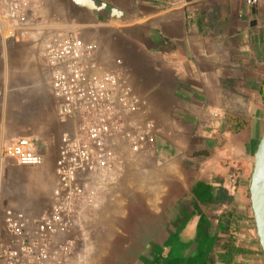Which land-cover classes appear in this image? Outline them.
Listing matches in <instances>:
<instances>
[{
    "label": "crops",
    "instance_id": "crops-1",
    "mask_svg": "<svg viewBox=\"0 0 264 264\" xmlns=\"http://www.w3.org/2000/svg\"><path fill=\"white\" fill-rule=\"evenodd\" d=\"M99 1L128 17L103 21L68 0H28L27 12L48 26L46 35L70 32L95 42L99 69L117 74L136 98L128 124L149 133L137 152L120 147L110 174L80 180L86 196L75 225L57 241L71 238L77 258L90 249L79 254L81 236L110 247L127 236L129 224L144 226L145 209L158 212L173 188H186L192 172L206 200L204 222L195 225L215 233L204 264H264L249 196L264 130V0ZM41 46L32 32L17 42L0 35V241L5 209L28 219L49 211L54 161L71 128L57 115ZM19 138L42 157L39 165H21L5 152ZM208 184L214 193L207 202ZM219 191L228 203L219 201ZM218 254L229 261L217 262Z\"/></svg>",
    "mask_w": 264,
    "mask_h": 264
},
{
    "label": "built area",
    "instance_id": "built-area-1",
    "mask_svg": "<svg viewBox=\"0 0 264 264\" xmlns=\"http://www.w3.org/2000/svg\"><path fill=\"white\" fill-rule=\"evenodd\" d=\"M28 3L0 0V35L16 42L31 32L41 38L57 115L70 121L71 128L61 136L54 161L57 183L49 211L28 219L20 211L4 210L6 239L0 241V264H69L74 241L57 240L75 225L86 196L80 180L88 174H110L120 147L141 150L149 132L128 124L136 98L117 74L99 69L97 44L70 32L46 35L48 26L28 14ZM28 146L26 138H19L5 152L21 165H39L42 157Z\"/></svg>",
    "mask_w": 264,
    "mask_h": 264
},
{
    "label": "water",
    "instance_id": "water-1",
    "mask_svg": "<svg viewBox=\"0 0 264 264\" xmlns=\"http://www.w3.org/2000/svg\"><path fill=\"white\" fill-rule=\"evenodd\" d=\"M68 1L74 7L91 11L103 21H120L128 17L115 6L99 0ZM199 182L190 172L187 187L173 188L158 212L145 209L144 226L129 224L127 236L118 237L110 245L104 264L109 260H114V264H204L212 250L215 233L210 226L195 225V220L199 224L204 222L202 210L206 201L203 198L202 201V193L197 192L199 187L203 189V183ZM212 188L208 184L205 189L207 202L214 193ZM249 196L255 236L264 259V130L253 155ZM176 237L180 240H175ZM171 242H174L172 251L160 258L161 250Z\"/></svg>",
    "mask_w": 264,
    "mask_h": 264
},
{
    "label": "rangeland",
    "instance_id": "rangeland-1",
    "mask_svg": "<svg viewBox=\"0 0 264 264\" xmlns=\"http://www.w3.org/2000/svg\"><path fill=\"white\" fill-rule=\"evenodd\" d=\"M43 85V84H41ZM176 189V187H175ZM239 235L238 236V241H239V245H243V240H242V232L240 233L239 232ZM81 238H85L84 241H82L80 247H82V249L80 250L79 254L81 253V251L83 250V248L85 247V245H88L90 246V249L89 247H87L88 249V257H81V258H77L78 255L77 253H75V255L72 256V258L70 259V263L69 264H104V257L106 256L107 254V249L109 247V243L107 242H94V241H91L88 239V237L86 236H81ZM175 240H180V237H176ZM173 243L174 242H171L170 244H167L165 246V248H163L160 252V258L161 257H165L166 255H168L171 251H172V246H173ZM85 248V250H87ZM85 250L80 254L81 256H83ZM90 255V256H89ZM108 264H114V260H109L108 261ZM158 264V263H156ZM198 264V263H197Z\"/></svg>",
    "mask_w": 264,
    "mask_h": 264
},
{
    "label": "flooded vegetation",
    "instance_id": "flooded-vegetation-1",
    "mask_svg": "<svg viewBox=\"0 0 264 264\" xmlns=\"http://www.w3.org/2000/svg\"><path fill=\"white\" fill-rule=\"evenodd\" d=\"M227 182H230V179H227ZM219 193H220L219 194L220 195L219 196V201L221 200V201H224L226 203H228L230 201L231 198L226 196L225 193H223L222 191H219ZM226 212H227V210H226ZM228 232H229V237H233L234 234H235V226L233 225L232 227H230ZM219 233H220L221 239L222 238H226L228 236V234H226V230L224 228L223 229L221 228ZM229 247H230V244H228V246L225 249V251L228 252ZM226 257H227V254H218L216 260H217V262L218 261H227Z\"/></svg>",
    "mask_w": 264,
    "mask_h": 264
},
{
    "label": "bare ground",
    "instance_id": "bare-ground-1",
    "mask_svg": "<svg viewBox=\"0 0 264 264\" xmlns=\"http://www.w3.org/2000/svg\"><path fill=\"white\" fill-rule=\"evenodd\" d=\"M87 249V248H86ZM86 251H88V249L86 250ZM88 253V252H87ZM86 254V253H85ZM86 256H88V255H86ZM85 255L83 256V257H86Z\"/></svg>",
    "mask_w": 264,
    "mask_h": 264
},
{
    "label": "trees",
    "instance_id": "trees-1",
    "mask_svg": "<svg viewBox=\"0 0 264 264\" xmlns=\"http://www.w3.org/2000/svg\"><path fill=\"white\" fill-rule=\"evenodd\" d=\"M227 260V259H226ZM227 261H229V260H227Z\"/></svg>",
    "mask_w": 264,
    "mask_h": 264
}]
</instances>
